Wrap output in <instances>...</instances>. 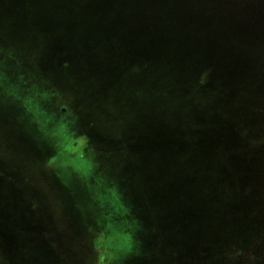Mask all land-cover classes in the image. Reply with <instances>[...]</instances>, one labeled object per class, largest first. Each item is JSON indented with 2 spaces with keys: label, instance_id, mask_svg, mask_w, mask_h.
<instances>
[{
  "label": "rangeland",
  "instance_id": "1",
  "mask_svg": "<svg viewBox=\"0 0 264 264\" xmlns=\"http://www.w3.org/2000/svg\"><path fill=\"white\" fill-rule=\"evenodd\" d=\"M0 246L264 264V0H0Z\"/></svg>",
  "mask_w": 264,
  "mask_h": 264
},
{
  "label": "trees",
  "instance_id": "2",
  "mask_svg": "<svg viewBox=\"0 0 264 264\" xmlns=\"http://www.w3.org/2000/svg\"><path fill=\"white\" fill-rule=\"evenodd\" d=\"M244 174H245V172H243L242 174H241V176L238 178V183H239V181L242 179V177L244 176ZM238 186V193L240 194V195H244V197L245 196H248V194H247V192L245 191V189H242V187L241 186H239V184L237 185ZM212 195H216V194H214V192H212ZM120 241H123V239L120 237ZM5 260V254H4V251H3V248H2V246H0V264L2 263V264H5L4 261Z\"/></svg>",
  "mask_w": 264,
  "mask_h": 264
}]
</instances>
